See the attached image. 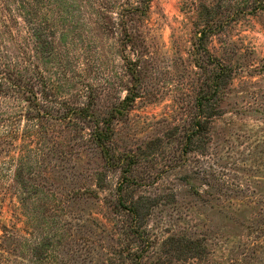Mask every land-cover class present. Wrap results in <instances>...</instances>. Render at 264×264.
<instances>
[{
  "label": "rangeland",
  "instance_id": "obj_1",
  "mask_svg": "<svg viewBox=\"0 0 264 264\" xmlns=\"http://www.w3.org/2000/svg\"><path fill=\"white\" fill-rule=\"evenodd\" d=\"M70 2L39 11L38 28L53 33L48 50L30 37L33 25L16 2L0 0L2 64L34 75L43 108L1 107L0 237L3 227L25 221L16 181L22 157L45 162L43 176L77 195L71 207L103 224L119 173L99 175L95 128L114 113L113 151L130 154L200 116L210 134L199 149L184 159L156 156L137 173L151 174L152 183L124 192L143 208L144 257L264 264V0ZM130 95L134 101L121 106ZM71 108L90 113L67 115ZM4 121L15 125L2 128ZM110 256L99 249L91 264H110Z\"/></svg>",
  "mask_w": 264,
  "mask_h": 264
},
{
  "label": "trees",
  "instance_id": "obj_2",
  "mask_svg": "<svg viewBox=\"0 0 264 264\" xmlns=\"http://www.w3.org/2000/svg\"><path fill=\"white\" fill-rule=\"evenodd\" d=\"M14 2L21 15H27L33 25L29 31L30 37L49 50L53 33L49 35L46 34V29L38 28V15L42 16L45 10L50 12L54 6L57 9H70V0ZM42 9L43 11L39 12ZM3 59L0 56V110L9 101H21L23 106L30 107V112H40L43 108H38L42 104L36 90V79L32 78L34 75L26 78L21 66L3 65ZM134 99V95L128 96L121 106ZM47 101L44 100V106L51 102ZM85 113L88 115L90 112L88 109L77 108L67 111V115H86ZM119 113H122L120 109ZM29 116L34 118L31 113ZM113 121L114 113L104 121L103 127L97 126L91 135L92 144L100 151L103 160L104 173L99 175L119 173L116 197L105 202L106 222L102 224L89 221L79 206L71 207L72 199L77 203V195H72L70 186L63 183L62 186L56 185L55 180L50 182L43 176L45 162L40 163V159L30 156L22 157L21 165L16 171V181L19 184V199L23 204L25 221L19 218L11 228L3 227V235L0 237V264H91L95 252L99 249H105L113 255L110 256V264H153L150 258L144 257V248H141L140 244L147 236L145 228L137 222L142 216V205H138L134 197L128 200L125 193L135 194L138 188L152 183L151 174L139 176L137 173L144 165L152 168V164L158 160L156 156L169 154L175 159H184L188 154L195 153L197 148L199 149L200 138L204 139L210 134L208 123L197 116L190 124L171 126L163 137L149 142L146 149L119 154L115 153L112 147ZM2 123V128H13L15 125L5 121ZM52 166L57 167L54 163ZM40 169L42 171H39ZM21 222L24 226L18 228ZM85 233H88V237ZM90 235L96 239L89 240ZM175 237L169 238V241L175 240ZM106 239L107 245L102 243Z\"/></svg>",
  "mask_w": 264,
  "mask_h": 264
}]
</instances>
